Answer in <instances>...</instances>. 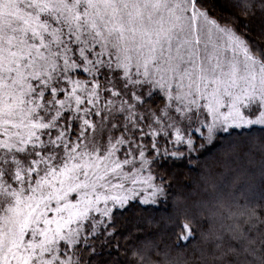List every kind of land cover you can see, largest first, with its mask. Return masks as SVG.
<instances>
[{"label": "snow or ice", "instance_id": "obj_1", "mask_svg": "<svg viewBox=\"0 0 264 264\" xmlns=\"http://www.w3.org/2000/svg\"><path fill=\"white\" fill-rule=\"evenodd\" d=\"M0 264H264V0H0Z\"/></svg>", "mask_w": 264, "mask_h": 264}]
</instances>
